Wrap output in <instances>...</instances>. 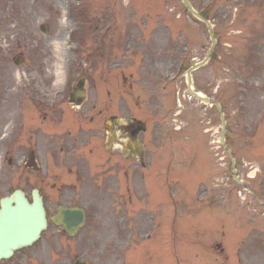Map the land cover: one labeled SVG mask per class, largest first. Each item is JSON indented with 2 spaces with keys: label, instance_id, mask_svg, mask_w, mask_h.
I'll list each match as a JSON object with an SVG mask.
<instances>
[{
  "label": "rangeland",
  "instance_id": "obj_1",
  "mask_svg": "<svg viewBox=\"0 0 264 264\" xmlns=\"http://www.w3.org/2000/svg\"><path fill=\"white\" fill-rule=\"evenodd\" d=\"M149 1L154 2L153 6L142 7L146 5L142 0H0V114L14 112L13 101L19 95L29 98L41 92L44 98L59 93L65 96L81 80L86 82L89 101L103 108L101 104L107 102L97 94L107 89V80L111 91H118L123 69L128 75L133 73L134 91L136 90L140 99L141 94L145 96L141 108L149 107L152 112L155 109L152 101L148 100L151 88L154 92L155 89L158 91V97L153 101H160L162 95L168 97L166 100L175 102L179 97L182 115L174 116L175 108L168 111L169 133L172 131L175 148L174 168H177V163L181 166L173 170L172 174L176 179V190L180 188L185 191L188 199L171 206L168 217H164L162 221L164 226L169 227L168 231L165 229L159 240L151 242V245L154 247L159 244L166 249L163 255L170 254L166 256L169 264H210L215 255L210 243L218 241L224 221L218 224L215 221L218 219L216 211L206 212L199 206L202 203L198 201V193L199 186L211 183L220 176L223 183L227 182L226 170L222 168L220 175L216 173L210 181L200 184L208 176L207 170L210 169L207 149L215 154L213 164L219 161V152H224L223 149H218L217 143L222 125L216 107H203L199 102L187 98L186 73L183 71L177 74V64L185 51L188 68L201 61L211 46V40L207 27L196 22L180 0L166 1V10L173 11L174 18L184 25H178L179 21H176L181 30H177L175 26L174 30L164 31L161 28L174 27L170 14H158L165 10L156 6L155 2L159 0ZM192 1L199 10H205L211 5V15L215 19L213 23L218 36L212 63L194 74L195 87L202 94L218 97L225 105L227 138L237 154V169L245 178H251L255 174L256 179L252 181L264 199V74L253 79L254 82L249 84L250 88H245L242 73L237 71L238 67L252 59L264 62V0ZM65 10H73V15L66 20L63 18ZM42 25L46 26L47 31H42ZM66 34L73 36L75 43L71 47L68 45L69 49H65ZM168 34L171 38L162 41ZM131 36L134 40L135 37L140 40H133L129 48L130 44L127 43ZM54 41L63 43L61 55H64L65 62L69 60L67 68L71 72L68 86L56 83L53 68L57 60ZM257 47L260 51L258 58H249L248 53ZM123 49L125 53L128 49L132 51L123 60L126 63L119 62L118 59H123ZM71 50L73 51L70 52ZM17 61H21L18 66ZM173 74L177 76L174 82L165 90L162 89L163 83L171 79ZM242 88L246 92L243 101L245 104L239 98L243 93ZM113 103L114 106L120 107L121 104L127 109L134 107L130 102L127 105L124 101L119 103L118 99ZM166 117L167 115L164 116ZM171 118H174V127L171 125ZM13 124L17 123L14 121ZM203 129L209 131L206 137L201 134ZM164 133L166 134V128ZM188 136L193 142L191 149H198L194 163L189 161L184 167L182 157L187 151L185 144ZM160 141L162 140L159 139ZM225 187L227 184H223L218 194V199L223 203L228 200V194L236 190V187ZM238 199L242 206L240 198ZM219 205L218 200L217 205L211 208L215 209ZM250 206L257 211L255 216L261 215L255 219H261L260 230L264 231V209L254 204ZM242 218L249 219L245 213ZM224 225L231 227L232 219H227ZM172 229L174 236L171 235ZM262 237L264 238V234ZM257 239L252 238L251 244ZM260 239L261 236L257 244L262 245ZM244 244H240L244 252V264H264V248L250 246L247 242ZM227 246L230 251L232 245ZM136 251H142L140 246ZM226 260L227 257L224 261ZM227 261H231V258Z\"/></svg>",
  "mask_w": 264,
  "mask_h": 264
},
{
  "label": "flooded vegetation",
  "instance_id": "obj_2",
  "mask_svg": "<svg viewBox=\"0 0 264 264\" xmlns=\"http://www.w3.org/2000/svg\"><path fill=\"white\" fill-rule=\"evenodd\" d=\"M95 111L81 107L74 113L62 111L58 118L41 119L43 124L66 122L54 129H38L30 125V119H26L28 125L12 132L0 126V163L6 165L0 171V209L1 201L17 191L33 202L37 190L48 216V228L40 239L9 256L10 252L0 251V264H113L112 245L125 243L128 229L139 219V211L127 209L135 200L127 179L136 174L128 163L142 164L143 157L140 161L138 148L132 144L139 140L142 125L120 124L118 115ZM126 139H130L127 150ZM13 154L27 158L26 170H14ZM36 155L43 163L58 155L67 171L57 170V165L54 171H46L44 165L31 170L36 169ZM61 207L85 211V223L73 236L52 220Z\"/></svg>",
  "mask_w": 264,
  "mask_h": 264
},
{
  "label": "water",
  "instance_id": "obj_3",
  "mask_svg": "<svg viewBox=\"0 0 264 264\" xmlns=\"http://www.w3.org/2000/svg\"><path fill=\"white\" fill-rule=\"evenodd\" d=\"M189 6L192 13L196 14L187 0H184ZM10 224L7 230L3 227L0 229V244L5 248L2 252H6L12 247L21 245L26 241L29 236L37 237V233L41 227H37V224L42 225L44 223V212L40 207L28 206L25 202L15 207L11 212Z\"/></svg>",
  "mask_w": 264,
  "mask_h": 264
},
{
  "label": "bare ground",
  "instance_id": "obj_4",
  "mask_svg": "<svg viewBox=\"0 0 264 264\" xmlns=\"http://www.w3.org/2000/svg\"><path fill=\"white\" fill-rule=\"evenodd\" d=\"M53 46L55 49V55L57 60L55 61L53 68L54 74L56 76V83H61L65 80V73H64V55H61L63 49V43L60 41H54ZM66 49V46H65Z\"/></svg>",
  "mask_w": 264,
  "mask_h": 264
}]
</instances>
